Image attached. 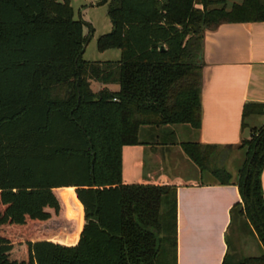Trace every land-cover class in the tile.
I'll return each instance as SVG.
<instances>
[{
    "label": "trees",
    "instance_id": "1",
    "mask_svg": "<svg viewBox=\"0 0 264 264\" xmlns=\"http://www.w3.org/2000/svg\"><path fill=\"white\" fill-rule=\"evenodd\" d=\"M98 4L113 24L98 49L119 60L83 58L94 29L84 34L71 0H0V264H176V186L124 183L123 147L143 126L199 129L205 31L264 21V0ZM256 112L264 104L244 115ZM247 144L238 182L264 249V128ZM181 146L232 180L217 163L232 145ZM222 264H264V252Z\"/></svg>",
    "mask_w": 264,
    "mask_h": 264
},
{
    "label": "crops",
    "instance_id": "2",
    "mask_svg": "<svg viewBox=\"0 0 264 264\" xmlns=\"http://www.w3.org/2000/svg\"><path fill=\"white\" fill-rule=\"evenodd\" d=\"M213 1L214 7L230 9L244 0ZM85 23L87 35L91 23ZM202 57L201 127L143 126L140 144L122 150L124 183L176 186V264H222L234 254L239 255L233 259L237 261L264 252L252 222L237 210L245 208L238 177L220 182L196 165L181 146L191 141L221 148L232 145L231 150L251 135L253 127L264 124V114L244 115L246 105L264 104V21L225 22L207 29ZM120 58L121 54L105 61ZM93 88L98 90L99 84ZM207 175L211 177L205 178ZM261 180L264 194V167ZM234 225L243 240L240 249L231 251L228 234Z\"/></svg>",
    "mask_w": 264,
    "mask_h": 264
},
{
    "label": "rangeland",
    "instance_id": "3",
    "mask_svg": "<svg viewBox=\"0 0 264 264\" xmlns=\"http://www.w3.org/2000/svg\"><path fill=\"white\" fill-rule=\"evenodd\" d=\"M92 2H95V0H71V5L75 11V18L89 21L94 29L85 46L83 58L89 61H105L109 59L119 58L121 54L119 49H111L106 52H101L98 49V38L101 35L111 31L112 22L108 15V6L96 5ZM262 121L264 123V120ZM263 128L264 124L256 125V127H253L252 129L251 135L242 142L243 145L235 146L231 150L225 149L221 151L217 163L218 165L223 166L232 175L233 179L238 177V171L241 169L247 159L246 150L247 146L249 145L247 144V141H254L255 138H257L260 132L263 130ZM210 177L211 176L209 175L205 176V178ZM240 207H238L237 210L242 209V215L245 219L250 221L249 217H247V215L245 214L246 209L242 208V206ZM239 231L240 230H237L236 225H234V228L232 227V229L229 231L228 238L231 245V251L238 250L241 247L243 236ZM238 257L239 255L234 254V256H230L229 258L230 260H233ZM245 257L246 256H241L237 261L243 260Z\"/></svg>",
    "mask_w": 264,
    "mask_h": 264
}]
</instances>
